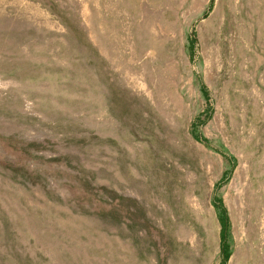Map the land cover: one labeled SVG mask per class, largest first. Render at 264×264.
<instances>
[{"label":"rangeland","instance_id":"374dc122","mask_svg":"<svg viewBox=\"0 0 264 264\" xmlns=\"http://www.w3.org/2000/svg\"><path fill=\"white\" fill-rule=\"evenodd\" d=\"M0 264H264V0H0Z\"/></svg>","mask_w":264,"mask_h":264},{"label":"trees","instance_id":"16d2710c","mask_svg":"<svg viewBox=\"0 0 264 264\" xmlns=\"http://www.w3.org/2000/svg\"><path fill=\"white\" fill-rule=\"evenodd\" d=\"M216 207L218 209V213L221 219V223L223 227V235H224L228 229L227 213L224 206L221 203L217 204Z\"/></svg>","mask_w":264,"mask_h":264}]
</instances>
